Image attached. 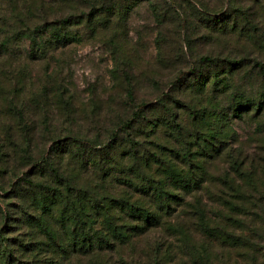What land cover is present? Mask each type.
Returning <instances> with one entry per match:
<instances>
[{"label":"rangeland","instance_id":"1","mask_svg":"<svg viewBox=\"0 0 264 264\" xmlns=\"http://www.w3.org/2000/svg\"><path fill=\"white\" fill-rule=\"evenodd\" d=\"M238 4V0H0V233L10 244V252L31 254L30 248L37 246L36 252L50 254L40 244L45 236L36 227L35 217L48 218L57 210L50 209V192L43 209L34 186H55L51 168L83 182L105 177L107 182L112 181L105 187L107 192L125 187L117 178L131 176V172L125 176L124 169L114 164L102 174L77 162L74 154L84 140L102 145L110 142L113 130L118 132L113 148L119 159L128 155L126 141L130 135L153 152H160L154 144L164 146L168 154L180 148L179 143L196 129L186 110L192 101L188 82L191 71L202 66L203 56L243 57L242 65L231 72L235 89L251 98L264 93V51L258 49L257 34L254 40L236 34L207 36L197 23L204 11L219 12ZM257 11L262 14L258 7ZM68 15L77 20L64 28L73 39L62 47H49L42 58L36 57L31 49L52 35L61 16ZM90 18L92 21H88ZM42 22L45 27L40 31L37 26ZM263 26L261 21L258 35L264 32ZM127 79L132 84V99L127 96ZM209 93L206 87V101ZM170 97L179 101L173 103V112L182 126V138L163 123L155 130L150 127L148 137L142 131L144 125L151 126L148 121L117 129L134 112L146 119L155 118L158 115L148 106ZM218 98L227 104L223 95ZM141 103H146L145 111L139 108ZM181 104L185 107L180 108ZM258 122H262L261 127ZM230 123L234 132L228 139L229 146L241 152V157L255 154L264 158V110L258 115L243 111L242 117H233ZM204 157L196 162L207 168L198 177L199 201L206 220L210 224L211 219L221 220L220 210L225 213L231 206L222 202L221 196L235 202L230 187L240 185L253 195L244 202L249 212L245 221L248 227L245 232L238 226L230 229L262 244L253 254L255 260L248 258L243 264H264V214L258 217L259 207L252 202L264 193V183L260 182L264 179V162L258 167L259 173L248 171L246 175L253 176L250 180L225 163V155ZM179 204L171 205L180 213L170 218L171 224L180 226L191 240L207 244L211 237L201 233L197 215L189 213L190 204ZM141 238L136 254L144 252V247L160 246L158 254H173L171 261L161 264H178L179 259L181 264H193L186 255L190 254L187 242L175 230L153 228ZM222 253L227 254V246L214 243L213 254ZM51 262L48 257L43 259V264ZM141 262L146 263V259Z\"/></svg>","mask_w":264,"mask_h":264},{"label":"trees","instance_id":"2","mask_svg":"<svg viewBox=\"0 0 264 264\" xmlns=\"http://www.w3.org/2000/svg\"><path fill=\"white\" fill-rule=\"evenodd\" d=\"M10 1L13 2V0ZM232 1L230 0L231 3ZM238 2L240 4L233 8L219 12L204 11L199 15L198 26L207 32V36L213 33L236 34L254 40L257 34L258 49L264 51V32L260 35L257 33L258 24L261 21L264 24V18H262L264 17V0H238ZM92 6L93 9L96 8ZM257 7L262 14L258 13ZM105 12L113 13L112 10H105ZM75 17L61 16L57 26L53 28L52 35L44 41H38L31 49L33 54L42 58L49 47L57 48L69 43L73 37L70 32L64 31V28L70 23H76ZM90 20L92 21V18L88 21ZM44 27L45 24L42 22L37 29L43 31ZM200 62L202 66L191 71V80L188 85L191 89L192 101L188 106L186 105V110L195 122L196 129L186 140L180 142L177 137L180 148L172 149L174 156L163 151L164 146L160 144H154L160 152H153L140 140L130 135L131 137L126 141L128 155H122L119 159L113 148L118 134L114 130L111 132L110 142L106 144H95L90 140H84L85 144L79 146V149L75 151L77 154H74L77 162L86 169L93 167L95 171H102V174H107L114 164L119 169H124L123 173H127L124 174L125 176L131 172V176L117 178V182L125 187L116 188L115 193L107 192L105 187L112 181L107 182L105 177L97 176L96 179L92 177L88 178L87 182H83L82 179L79 181L78 177L66 178L55 168H51L49 171L55 186H34L37 189L34 193H38L43 209L50 192L53 199L50 209L55 207L57 210L48 218L41 215L35 217L36 227H39L40 233L45 236L40 244L46 246V251L50 254L36 252L37 246L30 248L31 254L18 250L10 252L7 249L10 244L5 243L1 232L0 245L3 250L0 251V264H43L45 257L50 258L52 264H116L117 261L119 264L166 263L171 261L173 254H158L160 246L154 249L151 246L144 247V252L136 254L138 244L143 239L141 237L151 229L160 227L172 229L181 234L189 248L190 254L186 255L193 264H243L248 258L255 260L253 254L258 253V248L262 244H257L247 234H236L230 229L238 226L240 231L245 232L248 227L245 221L249 212L245 210L247 207L244 202L246 197L252 198L253 195L243 191L240 185L230 187L236 201L226 200V197L221 196V201L231 206L225 213L220 210L222 216L219 222L211 219L213 224H210L206 220L202 202L199 201L202 198L198 191L200 189L198 177L206 173L207 168L196 161L203 156L215 158L225 155V163L238 173L241 172L244 175L248 171L259 173L258 167L263 165L264 158L262 156L258 158L255 154L241 157V152H236L233 146H229L228 139L234 132L230 123L233 117H242L243 111L251 110L257 112V115L263 112L264 93L251 98L235 89L231 72L242 65L243 57L217 59L203 56ZM260 68H262L261 65ZM206 87L210 91L207 101L203 97ZM126 90L128 98L132 99L130 79H127ZM222 95L226 98L227 104H222L223 102L218 98ZM162 101L148 106L149 110L155 111L157 118L146 119L141 113L134 112L131 117L117 125V129L144 125L148 121L151 126L144 125L142 129L148 137L150 127L155 130L157 125L163 123L173 128L182 138V126L177 123V114L173 112V103L179 104V101L172 97L170 100L165 98ZM145 106L146 103L139 105L141 111H145ZM183 107L185 105L181 104L180 108ZM11 109L16 111V108L11 107ZM258 125L261 127L262 122H258ZM146 141L152 143L149 140ZM97 145H99L98 148ZM46 163L49 164V161ZM247 177L251 178L250 180L253 178L252 174L246 175ZM260 182L264 183V179L260 178ZM179 201L181 205L190 204L189 208L192 211L189 213L197 215L201 233L212 238H208L207 244L191 240L180 226L171 224L170 218L180 215L179 212L171 209V205H180ZM252 202L259 207L258 217H262L264 193L261 192L260 198ZM214 208L217 209L216 206ZM28 223L31 224V222ZM261 239L263 241L264 236H261ZM214 243L227 246V254H213ZM133 252L135 253L132 254ZM141 259H146V263H142ZM181 263L183 262L179 259L178 264Z\"/></svg>","mask_w":264,"mask_h":264}]
</instances>
